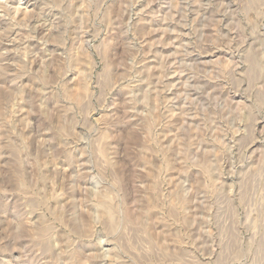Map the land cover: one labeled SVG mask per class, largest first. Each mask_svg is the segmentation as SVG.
Returning <instances> with one entry per match:
<instances>
[{
	"label": "rangeland",
	"instance_id": "374dc122",
	"mask_svg": "<svg viewBox=\"0 0 264 264\" xmlns=\"http://www.w3.org/2000/svg\"><path fill=\"white\" fill-rule=\"evenodd\" d=\"M0 264H264V0H0Z\"/></svg>",
	"mask_w": 264,
	"mask_h": 264
},
{
	"label": "bare ground",
	"instance_id": "6f19581e",
	"mask_svg": "<svg viewBox=\"0 0 264 264\" xmlns=\"http://www.w3.org/2000/svg\"><path fill=\"white\" fill-rule=\"evenodd\" d=\"M17 10V9H16ZM20 10V9H19ZM18 13V12H17ZM81 43H83L84 45H86V41L85 40H83V39H81Z\"/></svg>",
	"mask_w": 264,
	"mask_h": 264
}]
</instances>
